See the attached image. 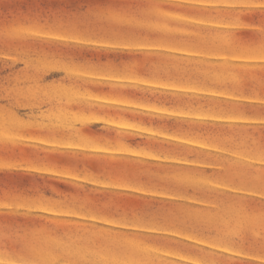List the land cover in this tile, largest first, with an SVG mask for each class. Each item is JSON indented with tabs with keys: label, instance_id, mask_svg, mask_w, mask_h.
<instances>
[{
	"label": "crops",
	"instance_id": "crops-1",
	"mask_svg": "<svg viewBox=\"0 0 264 264\" xmlns=\"http://www.w3.org/2000/svg\"><path fill=\"white\" fill-rule=\"evenodd\" d=\"M143 1L175 15L169 29L125 24L120 41L78 40L109 56L78 75L72 120L29 133L37 156L25 174L41 180V222L57 226L58 239L100 230L199 240L209 251L216 237L203 216L225 208L227 196L253 197L240 186L252 185L253 167L264 169V70L253 72L264 55L230 41L251 40L253 28L231 17L253 8ZM129 30L139 39L126 41Z\"/></svg>",
	"mask_w": 264,
	"mask_h": 264
},
{
	"label": "rangeland",
	"instance_id": "rangeland-1",
	"mask_svg": "<svg viewBox=\"0 0 264 264\" xmlns=\"http://www.w3.org/2000/svg\"><path fill=\"white\" fill-rule=\"evenodd\" d=\"M222 1L225 6L253 8L249 18L230 16L235 24L253 28L251 40L230 41L248 45L253 56L264 55V0H195L194 4L209 3L212 8ZM161 5L143 0H0V264H264L260 167H253L252 185L240 186L253 187V197L227 196L225 208L203 216L216 237L206 241L209 251L199 240L134 238L100 230L83 231L78 239H58L57 226L41 222L42 182L25 174L37 156L26 143L29 133L72 120L68 106L81 96L84 82L78 75L93 70V59L109 56L78 40L120 41L125 24L151 28L158 23L169 29L166 25L175 15ZM152 16L154 20L147 21ZM132 34L126 31V41L139 39ZM262 66L253 65V72L264 70ZM96 235L101 238H93Z\"/></svg>",
	"mask_w": 264,
	"mask_h": 264
}]
</instances>
